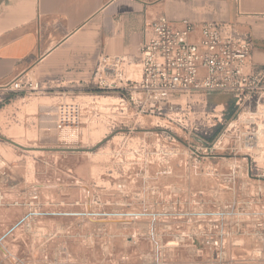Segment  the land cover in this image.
Segmentation results:
<instances>
[{"label":"built area","instance_id":"obj_1","mask_svg":"<svg viewBox=\"0 0 264 264\" xmlns=\"http://www.w3.org/2000/svg\"><path fill=\"white\" fill-rule=\"evenodd\" d=\"M252 51V40L228 24L174 23L160 16L145 22L137 59L100 55L86 91L113 93L122 112L131 108L138 117L157 120L156 156L163 152V165L156 175L184 178L178 188H163L184 191L187 206L153 211L112 208L109 201L111 208H95L90 196L60 200L42 197L36 188L17 193L2 184L9 165L0 156V209L21 211L0 233V264H264V124L250 128L254 118L247 117L241 121L247 122L246 132L228 146L227 134L238 123L231 126L224 106L207 101L208 95L222 93L236 106L249 107L264 97V68L252 65ZM132 64L139 68L138 80L126 74ZM44 91L23 74L0 86V103ZM86 110L75 100L56 106L52 130L62 144L77 142ZM223 120L229 121L224 132L211 133ZM171 158L183 163L182 173L173 170ZM191 177L202 178L203 185L194 186L187 181ZM123 189L117 186L118 192ZM85 226L104 235L95 240L77 234ZM114 230L127 232L120 236L121 250H115ZM9 243L26 248L28 255L14 252ZM97 250L103 257L91 261L86 252Z\"/></svg>","mask_w":264,"mask_h":264},{"label":"rangeland","instance_id":"obj_2","mask_svg":"<svg viewBox=\"0 0 264 264\" xmlns=\"http://www.w3.org/2000/svg\"><path fill=\"white\" fill-rule=\"evenodd\" d=\"M132 70L134 75L131 79L138 80L139 68L136 66L126 68L127 76ZM63 91L54 87L53 90L41 93L10 96L0 103V156L9 165L8 176L2 180L5 189L23 193L36 188L42 197L51 195L60 200L90 196L95 208H111L107 204L109 201L113 204L112 208H152L153 211L173 206L186 208L187 197L184 191L175 194L163 188L171 184L178 188L177 183L185 179L156 175L163 165L160 159L163 152L156 156V133L159 135L161 129L155 118L138 117L131 108L122 112L119 100L113 93L85 91L64 94ZM99 97L108 99L105 102ZM70 100L86 105L87 110L78 126L77 142L64 145L53 132L52 123L56 106ZM207 101L210 105L225 102V108L231 105L234 110L235 116L231 121L235 120V124L232 126L238 123L240 132L236 128L227 134L228 146L234 141L238 142L246 132L247 122L241 121L247 115H254V119H250L253 122L250 128L257 130L259 123L264 124V115L258 114L263 111L264 97L255 99L249 107L236 106L230 95L222 93L208 95ZM220 110L222 107L219 106L217 112ZM240 114L245 118L242 116L238 120ZM228 123L223 120L211 133L217 129L218 133L220 130L223 133ZM47 128L51 131H47ZM177 134L182 135L180 132ZM220 154L225 152L213 151V155ZM169 163L177 174L184 171L183 163L176 158H171ZM187 181L199 188L203 185L200 177H191ZM118 185L124 186L122 192L117 191ZM20 215L19 209H0V233ZM44 224L50 226L52 222ZM162 225L158 223L157 227L164 234ZM176 226L181 227L182 224ZM186 227L182 228L185 230ZM82 230L77 228V234L92 235L95 240L104 235L92 226H85ZM113 234L115 250H121L123 242L120 236L127 232L114 230ZM14 244L9 243L14 252L28 255L26 248ZM143 250L148 251V247ZM97 253L86 252V255L91 261H97L103 257V252L97 250Z\"/></svg>","mask_w":264,"mask_h":264},{"label":"crops","instance_id":"obj_3","mask_svg":"<svg viewBox=\"0 0 264 264\" xmlns=\"http://www.w3.org/2000/svg\"><path fill=\"white\" fill-rule=\"evenodd\" d=\"M160 16L228 24L264 68V0H0V86L25 74L45 91L84 93L97 58L137 59L145 22Z\"/></svg>","mask_w":264,"mask_h":264},{"label":"bare ground","instance_id":"obj_4","mask_svg":"<svg viewBox=\"0 0 264 264\" xmlns=\"http://www.w3.org/2000/svg\"><path fill=\"white\" fill-rule=\"evenodd\" d=\"M133 66L138 67L136 64H132V65H130V67H133ZM130 67H129V68H130ZM129 70H131V69H129ZM129 70H128V71H129ZM137 72H139V71H137ZM132 75H134V74H133V70L130 72L129 77L131 78ZM139 76H140V73H139ZM99 98H101V100H104L105 102H106V100L108 99V98H103V97H99ZM46 104H47V103H46ZM262 106H263V105H262ZM263 107H264V106H263ZM259 110H260V109H259ZM257 113H258V112H257ZM258 114H260L261 116L264 115V108H263V111H260ZM47 115H50V113H48ZM255 115H256V114H255ZM242 116L244 117V115L240 114V115L238 116V120L241 119V118H239V117H242ZM243 117H242V118H243ZM247 117H253V118H254V115H253V116H250V115L248 116V115H247L246 118H247ZM244 118H245V117H244ZM246 118H245V119H246ZM245 119H243L242 121H244ZM236 121H237V120H236ZM240 121H241V120H240ZM240 121H239V122H240ZM234 124H235V120L231 123V126L234 125ZM257 124H258V122H257ZM259 126L261 127V126H263V124H262V123H259ZM46 130H47V131H51V129H49V128H47ZM1 146H2V145H1Z\"/></svg>","mask_w":264,"mask_h":264},{"label":"trees","instance_id":"obj_5","mask_svg":"<svg viewBox=\"0 0 264 264\" xmlns=\"http://www.w3.org/2000/svg\"><path fill=\"white\" fill-rule=\"evenodd\" d=\"M234 115H235L234 110H233V108H231V105H229L228 109H227V114H226L227 120L233 118Z\"/></svg>","mask_w":264,"mask_h":264}]
</instances>
